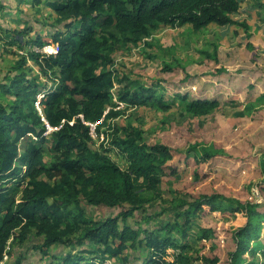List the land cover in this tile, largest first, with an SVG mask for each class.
Wrapping results in <instances>:
<instances>
[{
    "label": "trees",
    "instance_id": "16d2710c",
    "mask_svg": "<svg viewBox=\"0 0 264 264\" xmlns=\"http://www.w3.org/2000/svg\"><path fill=\"white\" fill-rule=\"evenodd\" d=\"M14 1L50 7L56 22L49 38L38 35L26 44L40 49L53 45L58 51L49 55L28 52L39 73L53 80L49 89L41 86L39 75L32 76L31 69L21 62L0 81V264L12 243H26L33 230L43 239L37 250L61 259L58 264H94L100 255H124V264H132V259L136 264H169L166 258L170 248L192 247L185 241L206 208L210 214L246 219L234 229L232 264H244L246 254L255 258L253 264H264L262 246L251 245L264 230L261 204L220 193L196 197L176 190L168 197L171 190L163 188L165 178L177 176L180 169L171 164L173 149L163 143L149 145L143 130L131 124L111 123L122 114L115 110L116 100L131 108L151 107L162 112L184 105L194 117L220 108L216 99H190L181 94L167 99L159 83L148 86L121 75L116 57L142 42L153 47L146 40L162 26L190 27L199 34L211 25H236L233 16L241 10L240 1ZM7 8L0 0V13ZM241 25L248 32L249 27ZM0 30L11 32L8 28L3 31L1 25ZM26 32L31 33V28L14 32L8 45H19ZM173 69V64L164 68L168 72ZM258 106L264 108V90L247 109L251 113ZM91 124L98 134L108 128L110 146L128 162L126 168L113 161L107 149L104 153L97 147ZM47 126L53 129L49 134ZM223 153L196 143L187 150L186 160L193 158L197 164H204ZM260 162L264 180V153ZM259 188L264 195V181ZM89 207L123 211L98 220L88 216ZM196 234L201 242L216 236L211 228L196 230ZM85 243L89 247L78 254L50 252ZM82 253L96 256L87 259ZM201 253L198 259L204 264H220L219 257ZM258 255L263 256L262 261ZM194 262L179 255L172 264Z\"/></svg>",
    "mask_w": 264,
    "mask_h": 264
},
{
    "label": "rangeland",
    "instance_id": "374dc122",
    "mask_svg": "<svg viewBox=\"0 0 264 264\" xmlns=\"http://www.w3.org/2000/svg\"><path fill=\"white\" fill-rule=\"evenodd\" d=\"M3 1L8 8L0 13V25L3 31L8 28L11 32L0 30V81L17 62H21L31 69L32 76L39 75L41 86L49 89L53 86V80L39 73L28 52L49 55L56 47L51 45L40 49L26 43L38 35L49 38L56 16L46 5L37 7L14 0ZM239 1L241 10L233 16L238 22L236 25H211L199 34L190 27L162 26L146 40L153 43V47L142 42L116 57V68L121 75L127 74L131 80L137 79L148 86L159 83L167 99L176 94L188 95L190 99H216L221 104L220 108L207 116L194 117L184 105L177 104L171 111L162 112L151 107L131 108L116 100L118 106L115 110L122 114L111 123L118 126L131 124L143 130L149 145L163 143L173 149L174 160L171 164L180 166V169L177 176L165 178L163 188L171 190L168 197L176 190L196 197L220 193L242 201L253 200L261 204L264 211V195L259 188L264 181L260 162L264 153V108L258 106L251 113L247 109V104L254 102L264 90V9L260 8L264 0ZM244 23L249 27L248 32L241 25ZM26 26L31 28V33L26 32L25 36L21 34L19 45H8L14 32L25 31ZM166 64H173L174 69L165 71ZM157 90L160 92L161 88ZM110 133L104 127L100 134L94 131L93 138L97 147L104 153V149H107L106 154L124 169L128 162L118 149L113 150L110 146L111 141L107 139ZM196 143L215 147L224 153L204 164H197L193 158L186 160L187 150ZM87 211L89 217L104 220L117 216L123 209L89 207ZM245 222L241 215L210 214L206 208V212L195 222L194 232L185 241L192 247L186 250L170 248L166 259L172 264L177 256L183 255L194 260L195 264H204L198 259L202 252L207 256L219 257L220 264H232L231 254L236 250L234 229ZM202 228L215 230L216 236L210 241H198L196 230ZM42 242V237L37 236L35 230L24 244L10 242L12 245L3 264H58L61 259L50 258L37 250ZM251 245L254 248L261 245L264 249V230L262 237L252 241ZM86 247H89L88 243L74 248H53L50 252L78 254ZM81 255L87 259L96 256ZM244 258V264H253L255 260L249 254ZM258 260L262 261L263 256L258 255ZM133 262L132 259V264H136ZM124 263V255H100L94 264Z\"/></svg>",
    "mask_w": 264,
    "mask_h": 264
},
{
    "label": "built area",
    "instance_id": "2783aa9c",
    "mask_svg": "<svg viewBox=\"0 0 264 264\" xmlns=\"http://www.w3.org/2000/svg\"><path fill=\"white\" fill-rule=\"evenodd\" d=\"M57 51H58V50H57V48H56V50H53V52H51L50 54H56ZM37 107H38V109L40 110L39 105H37ZM91 127H92V136H93V132L96 130V126L91 124ZM47 128H48L47 134H49L53 129H52L50 126H47Z\"/></svg>",
    "mask_w": 264,
    "mask_h": 264
},
{
    "label": "clouds",
    "instance_id": "9594fccd",
    "mask_svg": "<svg viewBox=\"0 0 264 264\" xmlns=\"http://www.w3.org/2000/svg\"><path fill=\"white\" fill-rule=\"evenodd\" d=\"M7 255V254H6ZM5 258H6V256H5ZM5 260V259H4ZM4 263V261L1 263V264H3Z\"/></svg>",
    "mask_w": 264,
    "mask_h": 264
}]
</instances>
